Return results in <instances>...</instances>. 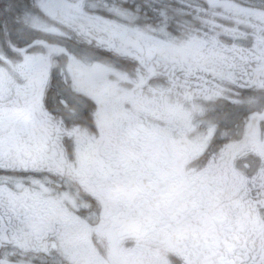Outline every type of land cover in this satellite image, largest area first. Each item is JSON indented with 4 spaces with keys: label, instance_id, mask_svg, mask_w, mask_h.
<instances>
[{
    "label": "snow or ice",
    "instance_id": "6c2138e0",
    "mask_svg": "<svg viewBox=\"0 0 264 264\" xmlns=\"http://www.w3.org/2000/svg\"><path fill=\"white\" fill-rule=\"evenodd\" d=\"M0 264H264V0H0Z\"/></svg>",
    "mask_w": 264,
    "mask_h": 264
}]
</instances>
